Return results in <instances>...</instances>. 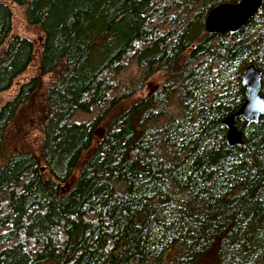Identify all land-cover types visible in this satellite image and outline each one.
Instances as JSON below:
<instances>
[{
	"label": "trees",
	"instance_id": "16d2710c",
	"mask_svg": "<svg viewBox=\"0 0 264 264\" xmlns=\"http://www.w3.org/2000/svg\"><path fill=\"white\" fill-rule=\"evenodd\" d=\"M237 1L0 0V264H264V115L222 124L250 63L264 96V4L205 29Z\"/></svg>",
	"mask_w": 264,
	"mask_h": 264
},
{
	"label": "water",
	"instance_id": "95a60500",
	"mask_svg": "<svg viewBox=\"0 0 264 264\" xmlns=\"http://www.w3.org/2000/svg\"><path fill=\"white\" fill-rule=\"evenodd\" d=\"M264 0H238L221 2L212 7L205 18V29L214 34H234L244 27L262 8ZM261 69L250 63L245 66L241 82L245 86V99L240 107L222 120L229 146L242 143L243 130L236 123L242 119L255 123L264 115V96L261 94Z\"/></svg>",
	"mask_w": 264,
	"mask_h": 264
},
{
	"label": "rangeland",
	"instance_id": "374dc122",
	"mask_svg": "<svg viewBox=\"0 0 264 264\" xmlns=\"http://www.w3.org/2000/svg\"><path fill=\"white\" fill-rule=\"evenodd\" d=\"M11 9H12V14H13V18H12V32L34 38L36 40V44H37V48H38V45L41 42V33L37 30L36 27L30 26V24L27 23L26 17H25V7L13 3V4H11ZM36 63H37V60H36V58H34V60L31 62L30 66L25 71V73L18 78V81L19 80L22 81V80L28 78L29 75L35 73L37 71ZM159 78L160 77H158V76L153 78L150 81V83H148V85L146 87V90L148 91L153 86L159 84ZM12 91H13V88H11V89H9L7 91H4L0 95V104L2 102H4L10 96ZM117 110L118 109H116V111ZM90 117H91L90 114H87V113H76L73 116V118H76V119L77 118L89 119ZM102 127H103V125L100 127V129Z\"/></svg>",
	"mask_w": 264,
	"mask_h": 264
}]
</instances>
